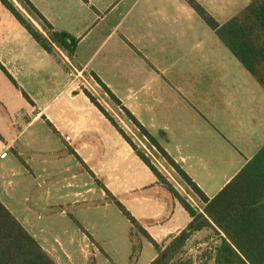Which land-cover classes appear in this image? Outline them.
<instances>
[{
	"label": "crops",
	"instance_id": "crops-1",
	"mask_svg": "<svg viewBox=\"0 0 264 264\" xmlns=\"http://www.w3.org/2000/svg\"><path fill=\"white\" fill-rule=\"evenodd\" d=\"M30 1L56 30L71 34L78 43L73 59L58 47V56L50 54L12 14L20 24L22 40L0 39V63L16 83L0 67V80L6 89L0 96H10V87H13L12 96L24 99L20 110L26 117V126L15 135H7L0 129V200L58 264H80L92 256L87 234L64 240L57 238L53 243L32 231L33 216L42 206L39 197L38 207H32V192L34 185L43 188L45 182L43 174L34 177L31 167L26 170L23 157L31 152L47 151L49 139L27 132L40 125L59 134L69 153L79 157V167L88 170L96 181L104 182L109 191L132 176L131 164L141 161L147 166L85 94L71 72L75 69L91 76L95 73L190 173L193 163H199L194 160L202 156L201 136L214 142L221 141L223 147L227 140L230 142L221 127L226 124V118L231 123L234 119L230 102L224 93L214 92L208 80L211 45L218 54L223 52L220 43L226 45L216 34L218 40L210 37V27L206 24L207 28H204L198 20L202 18L186 0ZM0 5L11 13L1 0ZM27 15L43 31L41 25L29 13ZM254 99L256 102L257 98ZM253 118L259 117L256 114ZM7 123L15 124L13 119ZM66 136L69 139H65ZM263 142L264 139L259 144ZM255 154L244 157L239 154L241 160L220 188L230 182ZM153 175L154 184L167 190ZM172 197L175 208L179 207V201ZM162 212L161 205L155 209L149 219L153 227L140 223L158 243L179 234L192 219L188 213L190 218L182 223L171 220L163 224L160 222ZM212 231L214 229L205 228L196 232L187 248L193 239L209 236Z\"/></svg>",
	"mask_w": 264,
	"mask_h": 264
},
{
	"label": "rangeland",
	"instance_id": "rangeland-1",
	"mask_svg": "<svg viewBox=\"0 0 264 264\" xmlns=\"http://www.w3.org/2000/svg\"><path fill=\"white\" fill-rule=\"evenodd\" d=\"M197 1L219 23L224 24L245 8L251 0ZM16 5L25 16L30 18L19 2ZM198 20L205 26L204 28H207L202 19ZM19 30L20 24L15 21L12 13L0 5V39L13 37L22 40ZM209 32L210 37L218 40L210 28ZM22 43L25 45L24 41ZM220 44L223 46L224 52L220 51V54L212 50L211 45L209 61L211 70L208 80L209 84L214 87L213 91L217 94L224 93L227 101L230 102V110L234 119L231 123L226 118V124L221 125L230 142L227 140L223 147L221 141L218 143L206 138L205 135L201 136L199 146L202 156L194 160L199 163H193L190 168L191 174L188 173L192 178H196L195 181L199 182V186L209 197L216 196L222 189L220 187L224 181L234 172L238 160H241L239 154L244 157V155L257 153L264 146V142L259 144L264 139V102H262L264 87L245 69L227 46ZM61 66L63 68V65ZM68 68L71 69V66L68 65ZM71 73L76 78L77 84L91 93L125 132L133 138L134 142L146 151L180 194L195 207L201 209L203 203L151 148L149 143L139 135L121 108L111 101L91 74L88 72L79 73L75 69ZM51 74H54L53 70H51ZM56 75L58 76V74ZM4 87L0 80V93L6 91ZM10 88V96L7 94L0 96V121H2L0 129H3V133L7 135H15L26 126V117L20 110L21 104H24L25 101L13 97L12 92L15 89ZM254 98H257L256 102ZM206 107L204 105V109ZM16 109L19 111L17 112ZM256 114L258 119L253 118ZM10 119H13L15 123L13 126L7 123V120L10 121ZM195 128L193 129L196 130ZM27 133L43 135L49 139L47 151L39 154L31 152L23 157L26 170L31 167L34 177L43 174L42 180L45 182L43 188L34 185V192H32V207H38V198H42V206L33 216L34 230L32 231L40 234L43 238L47 237L53 243L57 238L64 240L70 236L77 238V235L87 234L91 243L92 256L89 261H81L80 264L150 263L152 257L157 253L155 247L138 232L131 236L133 224L116 203L108 197L102 187L105 183L96 181L88 170L79 167V160L75 155L69 153L67 145L60 135L51 131L50 128L47 129L40 125L31 128ZM68 137L66 136L65 139ZM196 139H198V135H196ZM131 168L132 176L127 177L126 182H122L119 187L115 186L110 191L142 225L152 226L149 219L152 218L155 209L160 205L163 210L160 222L163 224H167L171 220L181 222L190 218L180 203L179 207L175 208L173 197L167 190L154 184V175L143 162L131 164ZM219 243L220 237L215 231H212L209 236L193 239L187 248V255L196 256L203 250L212 252L214 246Z\"/></svg>",
	"mask_w": 264,
	"mask_h": 264
},
{
	"label": "trees",
	"instance_id": "trees-1",
	"mask_svg": "<svg viewBox=\"0 0 264 264\" xmlns=\"http://www.w3.org/2000/svg\"><path fill=\"white\" fill-rule=\"evenodd\" d=\"M17 1L41 25L44 32L25 16L13 0H1L47 52L58 56V47L73 59L78 39L67 32L56 30L30 0ZM186 1L264 87V0H251L224 24L219 23L199 1ZM0 67L16 83L1 63ZM92 76L111 101L121 108L139 135L147 140L151 148L203 203V207L199 209L182 196L146 151L140 148L97 99L85 90L90 100L105 114L156 175L158 181L171 192L192 218L179 234L158 243L125 205L102 185L108 197L133 224L131 236L138 232L155 247L157 255L149 264H264V146L216 196L210 198L132 112L122 105L121 100L108 86L95 73H92ZM205 228L214 229L220 237V243L214 246L212 252L203 250L196 256L187 255L188 242L196 232ZM0 264H58L1 200Z\"/></svg>",
	"mask_w": 264,
	"mask_h": 264
},
{
	"label": "built area",
	"instance_id": "built-area-1",
	"mask_svg": "<svg viewBox=\"0 0 264 264\" xmlns=\"http://www.w3.org/2000/svg\"><path fill=\"white\" fill-rule=\"evenodd\" d=\"M68 139H69V137H68ZM4 155H6V154H4Z\"/></svg>",
	"mask_w": 264,
	"mask_h": 264
}]
</instances>
